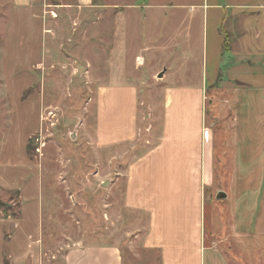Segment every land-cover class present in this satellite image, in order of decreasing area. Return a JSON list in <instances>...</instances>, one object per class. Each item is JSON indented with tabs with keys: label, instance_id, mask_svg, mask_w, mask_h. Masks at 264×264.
Segmentation results:
<instances>
[{
	"label": "rangeland",
	"instance_id": "rangeland-1",
	"mask_svg": "<svg viewBox=\"0 0 264 264\" xmlns=\"http://www.w3.org/2000/svg\"><path fill=\"white\" fill-rule=\"evenodd\" d=\"M72 2L34 0L26 10L0 0V264H62V240L78 224L95 242L121 247L124 264H161L159 252L143 248L137 237L140 217L119 210L117 179L124 175L117 162L124 167L151 143L143 133L111 151L97 142V98L113 78L103 66L105 27L122 11L128 33L138 29V47L158 46L141 52L143 63L133 51L127 58L126 81L139 85L145 127L156 132L167 87H205L202 133L214 130L223 142L224 130L233 128L224 111L229 94L264 83V0H92L84 11L56 7ZM223 157L218 146L219 178L202 189L203 239L220 247L230 264H264L257 245L234 239V190L250 186L220 183L233 175L222 168Z\"/></svg>",
	"mask_w": 264,
	"mask_h": 264
},
{
	"label": "crops",
	"instance_id": "crops-1",
	"mask_svg": "<svg viewBox=\"0 0 264 264\" xmlns=\"http://www.w3.org/2000/svg\"><path fill=\"white\" fill-rule=\"evenodd\" d=\"M33 2L15 0L18 7H26V10ZM91 5L92 0H73L56 7L78 12ZM125 15L120 11L115 24H110L108 29L105 27L104 43L109 47L103 66L110 77L113 72V78L101 87L97 98L100 106L97 142L104 150L111 151L112 146L134 142L136 136L143 133L151 144L144 146L141 157L125 162L124 167L123 160L117 162L124 175L117 179L119 210L140 217L134 225L143 233L137 237L142 240L143 248L159 252L161 264H230L220 247H209L203 239L205 196L202 189L219 178L215 177L214 162L216 148L222 146V168L231 169L233 175L222 176L220 183L250 186L234 190V239L248 242L249 247L257 245L255 250L258 249L260 258L264 259V83L239 87L229 94L224 111L232 114L233 128L224 130L223 142L214 130L210 135L208 131L202 133L205 87L188 88L181 83L167 87L160 94L161 114L156 132H152L150 128L154 126L145 127L138 115L137 89L140 88L135 80L126 81V66L131 51L137 63H143L141 52H151L158 46L138 47V29L134 27L128 33ZM146 20L140 19V22ZM55 21L52 18L49 22ZM128 34L132 37L128 38ZM162 72L165 78L166 70L159 71L158 76ZM148 118L152 119V115ZM216 120L220 121L219 117ZM76 227L69 237L71 241L61 239L62 264H124L121 247L95 242L85 225Z\"/></svg>",
	"mask_w": 264,
	"mask_h": 264
},
{
	"label": "trees",
	"instance_id": "trees-1",
	"mask_svg": "<svg viewBox=\"0 0 264 264\" xmlns=\"http://www.w3.org/2000/svg\"><path fill=\"white\" fill-rule=\"evenodd\" d=\"M228 40H229V37L224 36L223 47L226 46V45L228 44ZM227 50H229V48H228ZM0 206H1V207H4V206H2V203H1V202H0Z\"/></svg>",
	"mask_w": 264,
	"mask_h": 264
},
{
	"label": "water",
	"instance_id": "water-1",
	"mask_svg": "<svg viewBox=\"0 0 264 264\" xmlns=\"http://www.w3.org/2000/svg\"><path fill=\"white\" fill-rule=\"evenodd\" d=\"M163 75H164V72H162L161 74H159V78H162V77H163ZM103 185H104V186H106L107 184H106V183H104Z\"/></svg>",
	"mask_w": 264,
	"mask_h": 264
}]
</instances>
